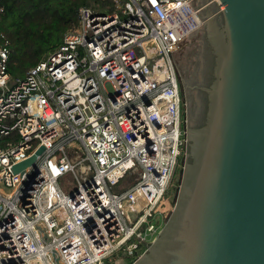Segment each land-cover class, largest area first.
I'll return each instance as SVG.
<instances>
[{
	"label": "built area",
	"instance_id": "built-area-1",
	"mask_svg": "<svg viewBox=\"0 0 264 264\" xmlns=\"http://www.w3.org/2000/svg\"><path fill=\"white\" fill-rule=\"evenodd\" d=\"M111 2L23 76L0 29V264H111L159 234L187 152L171 52L203 21L189 0Z\"/></svg>",
	"mask_w": 264,
	"mask_h": 264
},
{
	"label": "water",
	"instance_id": "water-1",
	"mask_svg": "<svg viewBox=\"0 0 264 264\" xmlns=\"http://www.w3.org/2000/svg\"><path fill=\"white\" fill-rule=\"evenodd\" d=\"M189 1L203 24L171 53L193 85L206 34L215 53L212 80L201 87L206 119L198 127L187 121L176 204L132 264H264V0ZM184 88L189 118L198 92Z\"/></svg>",
	"mask_w": 264,
	"mask_h": 264
},
{
	"label": "trees",
	"instance_id": "trees-1",
	"mask_svg": "<svg viewBox=\"0 0 264 264\" xmlns=\"http://www.w3.org/2000/svg\"><path fill=\"white\" fill-rule=\"evenodd\" d=\"M94 1L98 6H107L101 11L113 9L111 0ZM2 4L0 29L9 35L11 42L8 71L12 76H23L62 43L65 31L77 24L79 10L89 0H2ZM207 103L206 95L195 125L205 123Z\"/></svg>",
	"mask_w": 264,
	"mask_h": 264
},
{
	"label": "flooded vegetation",
	"instance_id": "flooded-vegetation-1",
	"mask_svg": "<svg viewBox=\"0 0 264 264\" xmlns=\"http://www.w3.org/2000/svg\"><path fill=\"white\" fill-rule=\"evenodd\" d=\"M219 28L222 29V21L220 17H217ZM214 58L215 53L211 46V44L206 39V34H204V37L202 36V50L200 55V61L201 65L199 67V71L197 74V77H195V82L193 85H189V80L185 77H183L178 69V76L181 88L184 86H188L193 88V90L198 93H196L197 97L195 98L196 101L194 102V110L191 116L189 118H186L185 128L187 126V121L189 120V124L191 127H198L199 125H195L196 121L199 119V115L201 116L200 112L203 107L205 96L207 95L206 91L202 90L201 87L208 86L209 85V79L211 78L213 68H214ZM213 66V68H212ZM177 68V66H176ZM187 160V159H186ZM186 165V161L184 162V166ZM184 168V167H183Z\"/></svg>",
	"mask_w": 264,
	"mask_h": 264
},
{
	"label": "rangeland",
	"instance_id": "rangeland-1",
	"mask_svg": "<svg viewBox=\"0 0 264 264\" xmlns=\"http://www.w3.org/2000/svg\"><path fill=\"white\" fill-rule=\"evenodd\" d=\"M88 6H91L96 10L107 9V6L106 7L98 6V4L94 0H89ZM177 69H178V67H177ZM178 71H179V69H178ZM179 73H180V71H179ZM182 94H183V99L186 103L185 113L187 114V101H186V94H185L184 85L182 87ZM185 117L187 118L186 115H185ZM183 169L184 168L179 167L177 175H176L175 180H174V184L171 186V188L168 190V192L165 195V199L163 200V203H162V206L164 208H166L165 211L159 215H156L155 220H156V223H157L160 231H161L162 227L165 225L169 216L171 215L172 210L176 204L178 192H179V188H180V184H181V180H182V176H183V171H184ZM71 185H74V183H72ZM0 190L5 192V193H11L12 192L11 187L7 186L3 180H0ZM134 260H135V257L131 258V257H128L126 254H123L121 256V258L120 257H114L113 260L111 261L112 262L111 264H132V262Z\"/></svg>",
	"mask_w": 264,
	"mask_h": 264
}]
</instances>
